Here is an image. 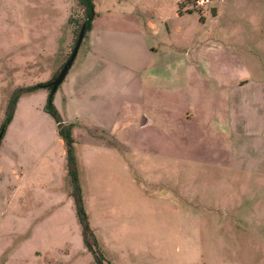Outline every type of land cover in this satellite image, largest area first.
Instances as JSON below:
<instances>
[{"label": "rangeland", "instance_id": "1", "mask_svg": "<svg viewBox=\"0 0 264 264\" xmlns=\"http://www.w3.org/2000/svg\"><path fill=\"white\" fill-rule=\"evenodd\" d=\"M92 3L91 26L123 31L109 37L108 58H113L107 75L102 77L103 62L85 66L90 30L53 98L61 119L72 125L82 205L100 252L109 264H264V185L227 176L235 173L218 164L216 130L224 108L218 80L227 77L228 64L236 54L244 63L264 64V0ZM74 5L73 0H0V128L12 92L43 83L68 60ZM73 15L76 27L84 16L81 10ZM137 27L143 33L137 34ZM123 58L144 61L150 72L142 74L141 83L149 94L173 95L181 104L176 115L188 107L206 116L191 125L162 117L147 133L130 120L127 171L117 164L116 152L125 145L116 131L110 135L113 153L93 154L88 148L95 127L105 128L109 120L65 119L69 96L84 92L99 98L114 87ZM154 70L160 75L155 82L149 79ZM134 86L139 92L138 82ZM40 91L43 97L30 93L19 99L0 141V264H95L83 243L67 144L44 109L48 91ZM131 105L129 117L137 118V102ZM162 134L171 149L154 143L168 144L159 140Z\"/></svg>", "mask_w": 264, "mask_h": 264}, {"label": "crops", "instance_id": "2", "mask_svg": "<svg viewBox=\"0 0 264 264\" xmlns=\"http://www.w3.org/2000/svg\"><path fill=\"white\" fill-rule=\"evenodd\" d=\"M96 26V24L92 25L90 31L85 66L103 62V77L105 74L107 75V69L110 67L108 64L113 58H108L111 47L109 37L113 33L123 31L122 29L114 28L113 25H107L109 27L106 29L96 28ZM141 33H143V29L137 27V34ZM235 57L236 59L227 66V77L219 78L218 80L219 84H221L222 103L224 104L223 110L216 118L218 164L222 168L227 167L232 173H235L227 175L232 177L234 181H241L242 177L244 179L249 177L248 181L254 184L261 182L259 184L264 185V64L261 66L252 65L251 63L242 62L241 57L237 54ZM173 63L175 66V62ZM167 64L171 65V62ZM180 67L186 70V84L188 85V64L184 63ZM156 68L157 66H154L152 70ZM169 71L171 70L169 69ZM56 72L53 71L50 79L53 78ZM147 72L144 61H140L137 58H126L122 62V68L116 72L120 74H115V84L110 91H102L99 98H92L82 92L79 97L69 96L68 103H65L71 106V112L69 113L68 109H66L65 113V119L69 117L68 121H76L95 115L102 122L109 120V123L105 124V128H103V125L95 127L98 133L96 132L95 138L89 136L91 143H88V148L93 154H99V151L108 153L107 150L113 153L114 146L111 145L110 135L116 131L117 135L115 137L120 139L119 144L125 145V148L119 147V151L116 152L117 164L124 171L128 170L126 165L128 159L127 155H125L128 142L125 138L130 130L127 129V127H130V120L137 122L136 128L139 132L147 133L151 132L155 125H158L162 117L166 119L176 116L175 118L178 117L180 121L188 123V125L194 124L196 121L201 124V120L206 119L202 111L188 109V107L183 110L184 112L176 115L174 111L177 109V105L181 104L175 103V99L170 93L161 95L151 92L149 94L147 92L150 90L149 87L141 83L142 74ZM92 75L95 77L96 72L92 71ZM151 75L149 79H153V82L159 79L160 76L157 75L156 70L152 71ZM50 79L44 81L47 82ZM137 82L139 92L137 90V93H135L134 84ZM39 93L42 95L40 97H43L40 90L32 94L38 95ZM71 94L74 95L72 92ZM135 102H137L139 107L137 118L133 117L130 119L129 109L132 106L131 104ZM53 104L59 114L60 112L62 113L60 103L55 100V97L53 98ZM192 105L197 106L198 104L192 103ZM16 114L17 109L15 111ZM120 122L122 123L120 125L121 128L116 129ZM76 129L72 132L74 137L76 136ZM120 133H125V135ZM90 135H93V133L90 132ZM167 137V135L164 136L162 134L159 136V140L161 141L163 138L162 141L167 142ZM157 142H154L157 147L163 146L171 149L170 141L167 142L168 144ZM106 146L109 148H106ZM224 177L225 174L219 175L220 180Z\"/></svg>", "mask_w": 264, "mask_h": 264}, {"label": "trees", "instance_id": "3", "mask_svg": "<svg viewBox=\"0 0 264 264\" xmlns=\"http://www.w3.org/2000/svg\"><path fill=\"white\" fill-rule=\"evenodd\" d=\"M75 3V8L74 10L71 11L70 13V23L74 25V31H75V39H74V45L76 43V40L78 38L79 32L84 26L85 28V34L86 32L91 30V22L93 21L94 18V6L92 3V0H73ZM76 10H81L82 14L84 16L83 21L81 24H78L75 27L76 23L78 22V19L74 17V12ZM84 34V37H85ZM73 45V47H74ZM63 65L61 66L60 70L62 69ZM60 70L53 76V78L46 83H40L35 86L31 87H25V88H18L15 89L6 106V112H5V119L4 122L1 125L0 128V141L3 138L4 132L10 121L15 115L16 111V106L21 97L24 95L36 92L38 90L44 89L48 91V99L45 105V111L47 114H49L55 121L58 135L63 138L66 141L67 144V149H68V157H67V165H68V174L72 183V188H73V197L76 203L77 207V214L79 217V222L81 224L82 228V237H83V243L86 247V249L92 254L95 264H109L108 261L104 258L102 253L99 250V245L97 242V239L95 237L94 232L91 230L88 220L86 217V214L83 209L82 205V200H81V194H80V187L78 184V177H77V170H76V164H75V158L73 155V149H72V139H71V130H72V125L71 124H66L60 117L58 111L56 110L55 106L53 105V96L54 93H51V88L48 87L49 83L52 82L53 80L56 79L58 76Z\"/></svg>", "mask_w": 264, "mask_h": 264}, {"label": "water", "instance_id": "4", "mask_svg": "<svg viewBox=\"0 0 264 264\" xmlns=\"http://www.w3.org/2000/svg\"><path fill=\"white\" fill-rule=\"evenodd\" d=\"M84 34H85V28L84 26H82L80 32H79V35H78V38L76 40V43L71 51V54L68 58V60L66 61V63L63 65L62 69L60 70L58 76L56 77L55 80H53L52 82L49 83L48 87L51 88V93H55L56 90L58 89V87L60 86V84L63 82V80L65 79L69 69L71 68L75 58H76V55L78 53V50L81 46V43L83 41V38H84Z\"/></svg>", "mask_w": 264, "mask_h": 264}]
</instances>
